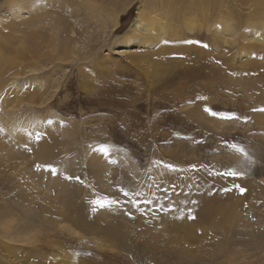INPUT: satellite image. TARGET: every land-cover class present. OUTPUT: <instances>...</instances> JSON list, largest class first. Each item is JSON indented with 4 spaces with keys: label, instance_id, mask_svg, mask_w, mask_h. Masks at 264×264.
<instances>
[{
    "label": "rangeland",
    "instance_id": "rangeland-1",
    "mask_svg": "<svg viewBox=\"0 0 264 264\" xmlns=\"http://www.w3.org/2000/svg\"><path fill=\"white\" fill-rule=\"evenodd\" d=\"M0 264H264V0H0Z\"/></svg>",
    "mask_w": 264,
    "mask_h": 264
},
{
    "label": "bare ground",
    "instance_id": "bare-ground-1",
    "mask_svg": "<svg viewBox=\"0 0 264 264\" xmlns=\"http://www.w3.org/2000/svg\"><path fill=\"white\" fill-rule=\"evenodd\" d=\"M126 1V0H125ZM134 25H136V24H134ZM136 27H138V24L136 25ZM143 28V27H142ZM178 215V214H177ZM187 215V214H186ZM189 215V214H188Z\"/></svg>",
    "mask_w": 264,
    "mask_h": 264
}]
</instances>
